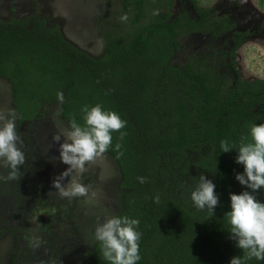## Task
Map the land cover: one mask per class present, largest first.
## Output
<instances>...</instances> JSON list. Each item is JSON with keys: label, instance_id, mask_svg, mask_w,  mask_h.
Wrapping results in <instances>:
<instances>
[{"label": "trees", "instance_id": "obj_1", "mask_svg": "<svg viewBox=\"0 0 264 264\" xmlns=\"http://www.w3.org/2000/svg\"><path fill=\"white\" fill-rule=\"evenodd\" d=\"M188 1L193 12H173V0H123V12L110 21L98 57L67 42L60 28L49 27L45 19L0 20V79L10 87L18 127L57 102L69 125L75 119L83 126L82 108L97 104L127 122L122 140L120 132L112 133L106 154L121 175L120 216L139 221L137 264H229L233 256H244L229 238L226 213L230 194L247 190L235 179L243 172L236 156L240 144L251 140L250 127L264 124V80H242L236 70L235 51L248 35L239 30L236 18ZM197 34H209L207 45L198 48L192 62L173 65L180 39ZM222 140L234 148L221 152ZM203 145L211 151L200 157V166L220 201L212 217L172 198L161 166L165 157L170 168L183 164L184 171L187 151ZM255 195L264 203V189ZM21 247L17 243L10 264ZM90 258V264H109L99 241Z\"/></svg>", "mask_w": 264, "mask_h": 264}, {"label": "rangeland", "instance_id": "obj_2", "mask_svg": "<svg viewBox=\"0 0 264 264\" xmlns=\"http://www.w3.org/2000/svg\"><path fill=\"white\" fill-rule=\"evenodd\" d=\"M197 1L200 7L217 11L219 15L228 11L234 13L239 18V30L243 29L244 17L264 24V0ZM174 2L176 10L179 0ZM122 3L123 0H0V20L45 19L49 27L60 28L67 42L98 57L104 51V36L111 27L110 21L123 12ZM237 3L240 6L232 11ZM246 24L249 25V21ZM178 44L171 62L180 66L192 62L193 54H197L207 40L192 35L180 39ZM202 51L199 53L203 55ZM235 54L236 69L243 80H264L262 35L250 37ZM219 70L221 74L223 69ZM10 95L9 85L0 79V112L11 109L16 113L20 137L17 146L25 155V163L19 168L18 179H0V264H10L9 258L17 243L22 247L14 264H90V252L97 242L94 238L96 227L122 213L118 167L114 159L105 154L86 164L84 173L74 171L64 181V186L68 187L73 179H78L88 188L86 196L61 197L58 190L52 188V181L67 166L59 161V144L53 137L60 135L61 143L69 142L67 133L71 129L67 120L60 116V102L44 108L34 122L18 127V114L11 105ZM154 109L158 108L154 106ZM209 151L208 145L188 150L189 166L184 171L183 164L172 169L171 163L161 158L164 161L161 166L168 174L170 196L192 210L196 207L190 193L200 175L211 180L200 166V157L208 156ZM8 172V168L0 167V176L6 177Z\"/></svg>", "mask_w": 264, "mask_h": 264}, {"label": "clouds", "instance_id": "obj_3", "mask_svg": "<svg viewBox=\"0 0 264 264\" xmlns=\"http://www.w3.org/2000/svg\"><path fill=\"white\" fill-rule=\"evenodd\" d=\"M82 111L84 125L81 126L75 119L71 121V130L67 133L69 142L61 143L60 135L53 137V141L59 144V161L67 167L53 179L52 188L58 190L63 198L86 196V185L73 179L70 186L65 187V179L74 171L84 173L86 164L103 158L112 146V133L120 132L121 140L126 135L121 130L127 122L116 112L106 111L100 104L91 107L85 105ZM249 135L250 142H242L236 156V163L243 166V172L235 175V179L247 190L230 194L231 210L226 213L230 225L229 238L236 242V247L243 251L244 256H233L229 264H245L246 260L252 258L264 260V203L255 195L264 189V124L252 125ZM19 140L14 110L0 112V167L9 169L7 176H0V179L19 178V168L25 163V155L17 146ZM114 147L123 155L120 143ZM220 148L221 152L226 153L234 145L222 140ZM138 179L141 183L145 182L142 177ZM215 187L211 180L200 175L196 187L190 193L196 209L206 210L209 217L213 216L220 203ZM138 226L137 219L112 216L96 227L94 238L100 242L102 257L109 264H137L141 259Z\"/></svg>", "mask_w": 264, "mask_h": 264}, {"label": "flooded vegetation", "instance_id": "obj_4", "mask_svg": "<svg viewBox=\"0 0 264 264\" xmlns=\"http://www.w3.org/2000/svg\"><path fill=\"white\" fill-rule=\"evenodd\" d=\"M196 2H197V6L198 7H200L199 6V4H198V1L197 0H195ZM174 0H173V7H172V10H173V12H180L183 8H185V9H190L191 10V12H193V10H192V6H191V4H190V2L188 1V0H179V4H178V8L176 9V10H174ZM240 3H237V5H235V7H233L234 9L232 10V11H234V10H237V8L240 6L239 5ZM200 8H203V7H200ZM203 9H206V8H203ZM213 11V10H212ZM221 16H223V15H227V16H229V17H235L236 18V21L238 22L239 21V18L234 14V13H232V12H224V13H221L220 14ZM243 22H244V26L242 27L243 29L242 30H244L245 32H247L248 33V35H247V37H246V39H245V41L242 43V45L251 37H254L255 35H262L263 36V38H264V30H262V32H258V30L263 26L264 27V24L263 23H261V22H259L257 19L255 20V19H253V20H248L246 17H244L243 18ZM248 21H249V25H247L246 23H248ZM250 27V28H249ZM252 27H257V29L256 28H252ZM251 29V31H249ZM248 30V31H247ZM196 36H198V37H201V39L202 40H204V39H208V36H209V34H197ZM189 37V36H188ZM200 43V42H199ZM208 43V42H207ZM207 45V44H206ZM241 45V46H242ZM240 46V47H241ZM205 46H202V48H204ZM239 47V48H240ZM238 48V49H239ZM237 49V50H238ZM205 51H206V49H204ZM236 50V51H237ZM235 51V52H236ZM206 53H207V51H206ZM235 57H236V54H235ZM234 60H235V58H234ZM235 62V61H234ZM236 63V62H235ZM237 70V69H236ZM238 71V70H237ZM239 73V72H238ZM240 75V74H239ZM240 78H241V75H240ZM242 79V78H241ZM243 80V79H242ZM247 81H253V80H247Z\"/></svg>", "mask_w": 264, "mask_h": 264}]
</instances>
